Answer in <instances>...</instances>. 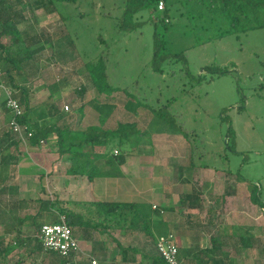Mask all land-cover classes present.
Listing matches in <instances>:
<instances>
[{
    "label": "rangeland",
    "instance_id": "374dc122",
    "mask_svg": "<svg viewBox=\"0 0 264 264\" xmlns=\"http://www.w3.org/2000/svg\"><path fill=\"white\" fill-rule=\"evenodd\" d=\"M8 1L28 17L19 29L29 50L16 45L15 53L14 49L11 51L16 58L25 57L19 62L22 75L15 76L28 84L23 86L44 85L47 91L41 93L45 94L41 98L46 99L53 98L54 85L68 83L76 97L61 94L58 100L63 108V104L69 105L65 111L72 113L74 120L79 115L82 124L98 121L99 128L135 124L146 132L136 150L158 160L155 174L148 177L157 193L135 198L145 201L150 217L156 212L148 202L160 206L164 175L165 188L175 194L169 196L170 201L174 198L169 203L175 204L177 191L183 185L190 188L195 182L199 189L211 188V193L203 198L204 212L198 214L201 222L208 221L205 232L243 235L248 247L241 246L242 241L234 236L227 243V256L232 263L264 264V208L251 200V190L256 185L264 204V27L247 32L234 29L230 33L231 21L220 0H164L166 9L156 11L138 8L139 0H77L55 2L53 12L44 5L38 6L37 0ZM28 5L31 9H26ZM163 19H168V23ZM1 39L6 44L16 42L7 34ZM156 39L162 42L161 52H184L185 62L163 61L162 71L154 70L151 60ZM34 50L37 53H32ZM99 57L104 58L108 81L105 92L100 94L89 75V66L93 68L98 62L86 65ZM209 66H227L231 72L210 75L204 70ZM201 74L203 78L199 79ZM0 79V103L4 104L8 94L5 90L13 88L3 66ZM111 88L125 90L113 92ZM170 101V112L185 128L198 134L200 150L195 157L198 165L206 164L208 169L197 166L189 171L191 150L184 136L159 130L154 109ZM81 106L84 109H79ZM224 117H228L235 131L239 154L227 150L228 123ZM225 149L228 158H224ZM99 150L110 151L108 145ZM239 169L245 180L238 178ZM108 170L110 176L119 175L115 166ZM133 183L135 190L144 187ZM37 184L24 181L18 196H37L41 192L40 183ZM43 185L44 196H61L51 181L43 180ZM4 186L0 196V239L10 238L8 229L15 225L18 215L15 180H7ZM76 191H69L68 197L75 199ZM70 206L75 208L74 204ZM152 222L153 226L158 223L154 218ZM21 229L24 238L36 235L29 225ZM20 259L22 264H58L52 253L33 248L15 250L6 262L18 264Z\"/></svg>",
    "mask_w": 264,
    "mask_h": 264
},
{
    "label": "trees",
    "instance_id": "16d2710c",
    "mask_svg": "<svg viewBox=\"0 0 264 264\" xmlns=\"http://www.w3.org/2000/svg\"><path fill=\"white\" fill-rule=\"evenodd\" d=\"M76 1L77 0H37L36 4L38 6L44 5L46 9L53 12L56 9L53 6L55 2ZM160 1L161 0H139L138 8H150L152 11H156L158 10V3ZM220 2H222V7L231 21L230 33L233 32L234 29L236 32H247L248 30L264 27V0H220ZM26 9H31V5L26 6ZM26 9L23 7V10ZM16 17L21 20L19 21ZM24 19H28L27 15H22L21 11L16 10L15 4L8 0H0V67L3 66L11 87L13 90L15 89L17 91L15 97L24 107V114L20 121L33 131V136L30 139L31 143H39L40 140L46 139L49 134H56L59 153L67 154L70 158L67 168V172L70 174H84L92 171L93 162L103 156L98 155L94 151L96 146H109L110 151L106 152L105 158L109 159L110 166L116 167L124 164L128 156L135 154L137 145L141 142L143 135L146 134V132L141 131L135 124H122L116 129H104L90 126L85 130H74L67 124L61 125L59 123L61 120L58 113L59 105L55 100L48 99L38 105H30L29 89L26 86H20L13 75L15 70L17 71L19 69V62L25 60V57L16 58L11 53L12 49H14L15 53L16 45L17 47L23 48V51L29 50L28 46L24 43L21 30L19 29V25ZM161 21L168 23V19L165 21L163 19ZM243 23L245 24L243 25ZM6 34L11 35L12 38L16 39V42L4 43L1 37ZM156 40L154 57L151 60L154 70H161V62L163 61L169 62L171 60L178 61L179 59H183L185 62L184 52L178 54L161 52V46H163L162 42L158 41V39ZM37 51L34 50L32 53H37ZM96 60L98 65L93 68L89 66V75L99 93H104L108 86L107 68L104 58L99 57V59H91L86 62V65L91 64L93 61L96 62ZM204 70L210 75H224L231 72L227 66H209ZM202 78L203 74L200 75L199 79ZM103 84H105V86H103ZM58 86L59 83L54 85L53 89L58 90ZM119 89L125 90V88H111L109 90L114 92ZM243 103H245V99H243ZM4 107L6 110H9L6 106V102L4 103ZM170 108L171 101L154 109V119L161 126L159 130L163 131V133L184 136L191 150L190 165L188 167L189 171H192V169L197 166L202 168L208 167L206 164L198 165L195 157L197 151L200 150V146L197 144L196 140L198 134L195 131H189L185 128L183 123L178 121L176 115L170 112ZM226 110L227 109H225L223 113H226ZM227 118L228 117H224V120L228 123L225 144L229 152L239 154L241 152L236 148L235 131ZM13 145H19V140L17 138L14 139ZM115 150H117L116 154L114 152ZM224 158H228L226 149ZM228 170L229 173H234L230 169ZM236 172L239 179L245 180L240 174V169ZM97 175H105V173L94 169L90 173L89 178L93 179ZM1 182L2 180L0 179V196L3 192ZM192 184V190L182 194V204L189 208L201 209L204 201V189L197 188L195 182H192ZM251 200L264 208V204L260 200V192L256 185H253L251 190ZM223 201H225L224 196L221 198V202ZM17 203L16 208L20 209L21 215H19L17 223L11 225L8 229L10 238L6 239L1 237L0 239V264H7L6 258L20 248H28L30 251L32 248L33 250L35 249V251H43L44 248L39 239L40 229L44 224H47V221H51V223L59 222L58 214H64L68 224L72 228L84 224V218L79 213H74L61 206V202L57 200V198H53V196L43 195L34 199L27 198ZM96 204L98 215L111 221V223L115 225L125 224L129 229L141 230L145 234L153 236L151 220L145 215L139 205L135 203L101 201L96 202ZM213 214L215 215V213ZM23 225H29L31 228H34L33 230L36 233V235H34L35 239L33 237L24 238L23 231L20 228ZM233 236L242 241L241 246L244 248L249 246L247 242L244 243L243 235L240 237ZM233 236H220L215 233V235L212 236V246L207 249L199 250L200 254L203 255V259L206 257V260L201 259L200 264H225V255L221 256L222 249ZM50 253L55 256L58 264H66L68 261L73 262L72 259H68L56 252ZM151 262L152 264H167L159 255L152 257ZM19 263H23L22 259L18 261V264Z\"/></svg>",
    "mask_w": 264,
    "mask_h": 264
},
{
    "label": "crops",
    "instance_id": "0c3cea01",
    "mask_svg": "<svg viewBox=\"0 0 264 264\" xmlns=\"http://www.w3.org/2000/svg\"><path fill=\"white\" fill-rule=\"evenodd\" d=\"M52 35V33H51ZM46 41V40H45ZM44 42V40H43ZM14 76L22 75L20 69L15 70ZM16 82L21 86L28 85L22 83L20 78H16ZM1 82V79H0ZM64 84V85H63ZM61 84L59 90H55L53 98L48 96L46 99V92L44 85L28 86L29 89V103L32 106L38 105L48 99L55 100L59 105V123L61 125H69L74 130H85L90 126L98 127L96 123L98 121L82 124V120L79 115H74L65 111L63 108L59 96L64 94L65 97L74 99L75 93L67 83ZM72 91V93H68ZM17 92V91H16ZM2 89H0V95ZM100 94V93H99ZM38 95L37 97H34ZM51 95V93H50ZM36 98L40 101H36ZM1 100V99H0ZM67 100V99H66ZM64 101V100H63ZM72 102V101H71ZM64 106L66 105L63 104ZM79 109H84L81 106ZM78 109V111H80ZM79 113V112H78ZM11 114L9 110H6L4 104L0 103V179L1 188L5 187V182L9 179L15 180V196H18L23 189L22 185L24 181L29 183H40V193L37 196L23 195L15 198V204L22 199L27 198H39L43 196L44 185L43 180L46 182L51 181L56 189L60 190V197L57 200L61 202V206L69 209L74 213H79L84 218V224L82 226L77 225L73 227V232L77 238L81 251L72 257V264H152L151 258L158 256L155 249L156 239L160 235L173 234L176 239V243L179 246V255L182 264H200L203 255L200 254V249H207L212 246V236L217 233L220 236H224L226 233H210L206 231L205 223L200 221V211L203 213L204 209L189 208L183 206L181 196L183 193L190 192L192 187L186 188L183 185L181 189L177 191L176 201L169 203V196L173 197V190H168L164 186V180L166 175L162 176V195L160 206L156 204L151 205V210L155 211V216L150 217V213L146 211L147 206L144 200H136L135 196L141 197L145 194L146 198L151 197L157 190L153 186L152 182L148 181L150 175H154L156 172V164L158 163L156 157L152 154H140L136 150L135 154L126 158V162L120 166H116L119 170L118 176H110L109 173V159L105 158L106 152L99 150L100 147L96 146L94 151L98 155H103L101 158L95 160L92 164V171H101L105 175H97L93 179L89 178V173L84 174H70L68 173L69 156L67 154H61L58 151L57 136L51 133L44 139V143H31L27 149L19 145H13L15 135L9 130L8 123L10 121ZM56 119V118H55ZM97 120V119H96ZM104 129H116L113 126L103 127ZM164 164L163 162H161ZM163 167V166H162ZM208 169V168H205ZM133 182L144 184L143 189H133ZM27 185V184H26ZM34 188H38L34 185ZM77 189V197L71 199L68 197V192ZM211 191L203 190L204 197ZM22 194V193H21ZM27 194V193H26ZM70 195V194H69ZM121 202V203H135L139 205L145 215L151 220L153 236L145 234L141 230L129 229L125 224L115 225L111 221L106 220L102 216L98 215L96 202ZM74 204L75 208L70 206ZM206 206V200L204 199L202 207ZM201 207V208H202ZM18 215L16 216L15 223H17L20 214V209L16 208ZM182 209V212H181ZM181 212V213H180ZM206 216V213H205ZM181 217L183 220H181ZM156 221V225L153 226L152 219ZM211 215L209 216V222ZM24 226V225H23ZM199 226V228H198ZM22 227V226H21ZM20 227V228H21ZM202 228V230H201ZM205 229V230H204ZM208 236V238H206ZM226 236V235H225ZM230 240H228V243ZM225 255L226 263L233 264L228 255L227 244L222 249L221 256ZM230 258V259H229Z\"/></svg>",
    "mask_w": 264,
    "mask_h": 264
},
{
    "label": "built area",
    "instance_id": "2783aa9c",
    "mask_svg": "<svg viewBox=\"0 0 264 264\" xmlns=\"http://www.w3.org/2000/svg\"><path fill=\"white\" fill-rule=\"evenodd\" d=\"M165 8L166 4L161 0L158 3V10H164ZM5 91L6 93L8 92L5 99L6 106L11 114L9 129L19 140L20 145L27 149L30 139L33 136V131L20 121L24 114V107L15 97V93L12 89H6ZM64 109L68 110L69 105H65ZM40 143L43 144L44 140H40ZM114 152L116 154L117 150ZM58 215L59 222L47 223L41 227L39 239L43 245L44 251L56 252L68 259H72L73 255L81 251V248L74 235L73 228L67 222L66 216L64 214ZM155 249L156 253L167 264H182L179 255V246L173 234L158 236ZM92 263L95 264L96 262L92 261ZM66 264H72V262L68 261Z\"/></svg>",
    "mask_w": 264,
    "mask_h": 264
}]
</instances>
